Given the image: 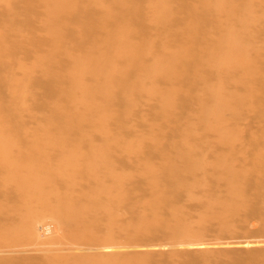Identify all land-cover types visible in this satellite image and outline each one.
I'll return each mask as SVG.
<instances>
[{
    "label": "rangeland",
    "instance_id": "obj_1",
    "mask_svg": "<svg viewBox=\"0 0 264 264\" xmlns=\"http://www.w3.org/2000/svg\"><path fill=\"white\" fill-rule=\"evenodd\" d=\"M146 2L147 0H0V125L10 128L17 138L20 137L18 149L21 153L26 152L22 133L28 138L33 130L38 129L37 126L46 124L47 113L55 104L62 113L59 117L63 118L68 113L67 108L71 104L65 94L70 85L66 70L72 61L84 58L86 53L108 58L114 45L108 37L114 30L126 31L125 39L127 43L133 44L135 52L143 46L151 48L150 55H142L137 60L135 57L118 58L114 62L117 69L126 60H131L130 65L139 68L149 62L155 53L163 54L181 46L187 47L184 58L174 70V80L161 77L152 82L154 89L158 91L173 89L177 92L168 113L164 114L160 110L162 102L159 96L146 93V89H137L134 85L136 70L132 67L130 70L119 69V74L108 79V87L95 92V99L101 104L99 111L106 114L107 118L103 121L104 129L107 136L115 140V143L104 147L106 162L98 170L101 178L109 166L114 173L122 175L117 180L118 186L112 190L115 195L109 199L103 194L97 201L108 205L107 208L112 206L109 214L113 215L114 235L132 241V246L111 250L116 253L141 250L146 257L143 264H264V87L251 83L250 86L255 91L253 100H250L253 109L248 108L251 106L248 102L246 105H237L235 99L248 93L249 85L245 88L239 83L231 84L229 92L224 94V102H229L232 112L229 115L219 114V120L211 123H219L224 130L237 133V140L231 148L219 143L214 132L200 131L196 136L188 138L191 158L198 157L202 152L204 159L212 164L215 155H225L232 160L230 166L234 170L244 171L239 182L242 185L240 198L247 204L245 209L229 210L226 209V203L215 204L214 199L208 202L207 198L199 194L204 193L203 190L207 195L224 194L225 185L214 179L216 171L213 172L210 165L204 171L214 176L208 177L210 179L205 186L202 184L189 191L174 189L172 174L164 168L169 160L176 161L182 168V161H177L175 156L179 148H184L182 129L190 121L189 115L196 113L195 97L200 96L199 92L203 87L195 72L202 73L199 68L201 55L198 47L201 45L200 36L205 35L202 32L204 27L201 25L196 32L193 30L190 37H186L189 33L185 32L188 30L189 20L193 16L202 17L204 13L194 8L200 0H168L164 11L166 18L158 24L148 20L150 6ZM233 2L235 5L240 4L239 0ZM213 4L223 8L222 0H213ZM241 10L248 34H234V48L238 54L230 65L238 62L249 64L251 73L257 77L255 81L259 82L264 75V16H261L264 14V0L261 5L253 3ZM208 36L215 38L213 33ZM20 64L30 69V73L22 89L23 95L25 94L24 105L16 117L9 113L10 109L7 107V88L13 85L6 83L4 77L7 72L14 78L22 77ZM228 68L223 70L224 74L227 73L225 79L238 76L239 72ZM91 69L95 72L98 66L91 65ZM202 75L205 81L214 80L207 70ZM102 78L99 77V83ZM221 84L224 87L225 80ZM127 86L134 89L128 90ZM85 126L90 127L87 124L79 126L77 132L88 134L89 130ZM73 136L76 134H72L71 138ZM83 140V149L90 143L102 142L96 133H91ZM127 142H131L134 148L126 150L124 144ZM196 147H200V152L195 150ZM257 151L260 152L259 156ZM147 164L153 168L152 173L157 177L161 191L155 202L158 217H153L151 206H148L152 201L149 192L153 187L147 182L146 175L149 176V171L144 169ZM93 176L94 174L78 173L70 193L91 194L95 190ZM188 176L189 174H183L181 178L186 180ZM101 180L104 185L111 183L107 177ZM54 185L57 189H62L59 182L56 181ZM10 186L12 184L8 182L6 188ZM91 199L81 197L72 204H91ZM15 201L14 194L9 189H0V206L4 207L0 210V235H5L6 238L5 241H0V264H46L47 259L41 254L32 255L27 249L11 251L5 245L10 244L17 222L16 213L11 211ZM174 207L179 208L185 216V234H200V242L195 240V236L192 237L193 240H181L179 237L172 239L171 232L176 225L169 214ZM92 212L91 209V213L81 218L82 225L76 231L78 235L88 238L90 243L95 238L102 239L105 229L103 222L107 217L103 212H98L95 216ZM139 217L145 220L146 226L139 228L135 234V230L129 225L136 223ZM224 218L227 224L221 226ZM101 251L91 249L90 252L92 255ZM169 253L174 254L170 256Z\"/></svg>",
    "mask_w": 264,
    "mask_h": 264
},
{
    "label": "bare ground",
    "instance_id": "obj_2",
    "mask_svg": "<svg viewBox=\"0 0 264 264\" xmlns=\"http://www.w3.org/2000/svg\"><path fill=\"white\" fill-rule=\"evenodd\" d=\"M233 1L222 0L223 8H219L213 4V0H200L199 4H196L197 6L194 8L196 11L201 10L204 15L202 17L191 16L190 24H187L186 29L188 30L185 33L189 34L187 36L185 34L186 37H190L192 31L196 32L201 25L204 27L202 32L205 35L200 36L201 45L198 47L201 55L199 68L202 73L195 72L199 83L203 87L202 91L199 92L200 96L195 97L197 111L189 115L190 121L182 129L184 148H179L180 150L178 149L179 152L175 156L177 161H182V165H180L182 168L177 165L176 161L169 160L164 170L172 174V180L175 183L174 189L183 188L189 191L191 189L195 190L199 185H206L208 179L214 175L212 173L206 174L204 170L209 165L212 166L213 172L216 171L214 179L218 182H223L225 185L224 194L207 195L205 190H203L204 193L199 194L207 198L208 202L214 199L216 201L215 204L217 202L221 205L226 203L228 207L226 209L243 210L247 204L244 199L240 198L242 185L239 182V177L244 171L234 170L230 166L232 160L225 155H215L213 157L214 162L211 161L212 164L204 159L202 152L198 157L191 158V153L189 152L191 145L188 143V138L196 136L200 131L204 133L214 132L219 143L231 148L235 145L237 133L224 130L219 126V123H211L213 120H219V114L227 113L229 115L232 112L229 102H224V94L229 92L228 87L231 84L239 83L245 88L249 85L248 93L246 92L245 95L235 98L237 99V105L242 106L246 105V102L251 104L250 100L254 98L252 96H254L255 91L250 86L252 82L256 86L264 87V75L259 82L255 81L257 77L251 73L249 64L238 62L235 65H230L231 61H235L238 54L234 48V34L238 33L242 36L248 34L245 29L244 15L241 8L253 3L261 5L262 0H239V5H235ZM167 2L168 0H147L146 5L150 6L149 15L147 16L148 20L153 23L158 22V24L164 21V18H166V12L164 11ZM261 16H264V14ZM210 33L215 34V38L209 37L208 34ZM125 38L127 39L126 31L114 30L108 37L114 43L108 58L107 56L103 58L101 56H91V54L86 53L84 58L81 57L72 61L66 70L70 85L65 94L68 97V103L71 104L70 108H67L68 113L63 118L59 117L62 113L55 104L50 109V115L47 113L46 124L37 126L38 129L33 130L28 138H25L22 133L23 144L27 147L26 152L21 153L18 149L20 137L17 138V135L10 128H3L0 125V189H9L16 200L11 211L16 213L17 222L13 228L10 244H5L9 250L27 249L28 251L30 250L32 255L41 254L47 259L46 264L48 262L51 264H143L146 261V257L141 250L121 253L111 250L113 248L132 246V241L122 239L117 234L114 235L112 230L114 224L113 215L109 214L112 206L110 205L111 207L107 208L108 205L97 201L99 196H103V194L109 199L115 195L112 194V190L118 186L119 181L117 180L122 175L114 173L109 166L106 174L102 172L104 174L102 178L107 177L111 183L104 185L101 180L98 168H101L100 166L103 167L106 162V155L104 157L103 153L104 147L115 143V140L108 137L104 129L103 121L107 118L106 114H102L99 111L101 104L95 99V92L97 90L103 91V89L108 87V79L119 74V69L130 70L132 67L133 70H136L134 85L138 87L137 89H140V91L146 89V93L159 96L158 98L162 102L159 106L160 110H163V113H168L177 92L173 89L164 92L158 91L156 88L154 89L152 82L154 79L161 77L173 81L176 77L174 70L179 65L178 62L184 58L187 47L181 46L174 51L170 50V52L163 54L155 53V55L151 56L149 62L139 66V68L131 66V60H126L120 66L121 68L117 69L114 62L118 58L135 57L137 60L142 55H150L149 51L151 48L149 46H143L135 52L133 44L127 43ZM94 64L98 66V70L95 72L91 69V65L93 66ZM20 66L22 67L23 65L20 64ZM228 67L239 72L238 76L234 79H225L224 77H226L227 73L224 74L223 70L229 69ZM206 70L213 75L214 80H204L202 74ZM29 73L30 69L22 67V77L14 78L8 72L4 77V80L7 81L6 83L13 85L7 88L9 94L7 107L10 109L9 113L16 115V117L19 116V110L24 105L25 94L23 95L22 89L26 84V78ZM101 76L103 78L99 83L98 79ZM224 80L226 84L223 87L221 83H224ZM128 87V90L134 89L131 86ZM255 90L257 91L258 88H255ZM252 106L251 104L248 108L253 109L251 108ZM9 113L8 115L11 116ZM0 121L2 120L0 119ZM220 123L222 124V119H220ZM86 124L90 126H85L86 130H89L88 134H98L102 142L98 144L90 143L83 149L81 142L89 135L87 132L80 134L77 131H79V126ZM72 134H76V136L71 138ZM124 146L126 150L134 148L131 142L125 143ZM195 150L199 151L200 147H196ZM256 154L259 156L260 152L257 151ZM144 169L147 172L149 171V176L146 175L147 182L154 188H151L152 190L149 192L152 201L148 203V206H151L153 217H158L155 213L156 197L161 194L158 188V180L152 173L153 168L150 165H145ZM78 173L80 175L81 173L85 175L94 174L92 179L95 182V190H92L91 194L70 193ZM196 173L201 174L196 175ZM183 174H189V178L182 180L181 175ZM209 176L210 178H208ZM235 179L238 181L234 182ZM56 181L61 184V190L54 185ZM8 182L12 186L6 188ZM85 196L88 197V200L93 198L91 199V204L82 202L77 206H73L72 202H76V200ZM97 202L98 204L95 206ZM3 209L4 207L0 206V210ZM91 209L93 210L92 215L95 216L96 213L103 212L107 217L103 222L105 229L102 239L95 238L90 243L88 238L78 235L76 231L82 225L81 218L91 213ZM169 216L176 225L171 232L172 239L179 237L181 240H193L195 238L197 242H200V234H185V216L182 215L179 208H172ZM136 221L133 225H129L135 230V234H137L139 228H145L146 226L145 220H142L141 217L137 218ZM226 224L227 221L224 218L220 225L224 226ZM51 227L54 229L50 230L49 228ZM126 227L128 228V226ZM193 236L195 237L192 238ZM5 240V235H2L0 241ZM91 249H101L102 251L91 255ZM82 250H87V252ZM169 254L172 256L174 253Z\"/></svg>",
    "mask_w": 264,
    "mask_h": 264
}]
</instances>
